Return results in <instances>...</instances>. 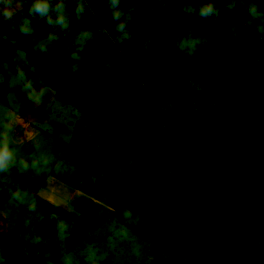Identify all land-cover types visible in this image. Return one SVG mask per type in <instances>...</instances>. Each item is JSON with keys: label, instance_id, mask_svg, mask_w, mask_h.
<instances>
[{"label": "trees", "instance_id": "16d2710c", "mask_svg": "<svg viewBox=\"0 0 264 264\" xmlns=\"http://www.w3.org/2000/svg\"><path fill=\"white\" fill-rule=\"evenodd\" d=\"M136 1L150 29L168 20V12L160 11L159 0ZM258 2L264 7V0ZM149 6L157 8L155 25L150 23ZM92 11L96 12L94 8ZM92 11L84 20L101 29L105 24ZM26 15L27 6L19 9L9 24L0 26V35L6 42L16 41L10 43L11 47L25 52L27 62L43 85L62 104L80 113L79 122L91 126L95 136L107 146L100 172L108 171L111 175L105 179L98 177L106 199L122 209L138 212L137 197L141 194L149 197L144 210L154 224L164 229L169 241V259L156 264H264V248L254 246L258 238L264 237V96L256 65L247 52L220 42L216 48H200L197 56L188 61L175 49L176 38L151 32L163 46L162 60L173 59L178 87L174 82L173 88L166 91L164 79L165 74L167 77L172 74L170 67L168 72L157 70L155 74L145 64L140 75L147 88L139 80L128 79L105 93L100 88L104 77H99L105 60L98 55L83 54L81 70L74 75L70 71V52L63 48L64 44L57 43L50 55H35L31 50L35 41L18 31L20 17ZM56 34L59 40L64 39L59 30ZM100 35L105 36V32ZM185 74L188 80L181 76ZM192 81L204 93L203 100L198 101L191 94ZM65 85L75 93L101 89L99 94L103 98L118 101L116 117L110 120L100 112L84 109L71 98ZM151 92H167L166 99L173 108L171 131H162L157 126L158 120L151 112ZM208 100L216 102L214 118L205 116ZM210 145L216 148L209 153ZM164 164L176 169V180L165 177ZM120 169L129 173L128 177L122 179ZM249 172L255 179H249ZM142 179L147 180L146 188L140 187ZM187 198L199 214L192 241L205 262L187 260V240L192 233ZM0 253L7 255L9 264H27L23 246L12 230L0 231ZM33 264H61V261L39 253Z\"/></svg>", "mask_w": 264, "mask_h": 264}, {"label": "rangeland", "instance_id": "374dc122", "mask_svg": "<svg viewBox=\"0 0 264 264\" xmlns=\"http://www.w3.org/2000/svg\"><path fill=\"white\" fill-rule=\"evenodd\" d=\"M92 1L93 8L98 13L96 19L105 25L100 29L86 24L85 20L79 25L73 21L72 35L62 33L64 39L59 40V43L64 44L63 48L67 50L66 46L76 35V32L90 29L95 34V39L88 43L86 51L83 53L85 56L87 54L89 56L98 55L103 60H105L106 54L111 58L120 56L121 61L119 59L115 72L106 73L102 69L103 73L99 77H104V83L100 87L103 92H112L120 82L128 79L133 82L139 80L146 87L142 80L143 76L140 75L145 64H148L146 68L154 70L155 74L158 71L159 73L161 71L168 72L170 67L172 74L168 77L165 74L164 79V84L167 86L166 91L172 89L175 84L177 88L180 83L178 80L175 82L177 73H175L176 67L173 59L162 60L161 55L164 50L157 39L150 45V50L145 52L144 41L151 38L153 33L177 38L181 34L180 31L184 29L185 31L193 30L196 33L201 30L213 33L212 41L202 48H216L220 42H225L245 50L256 65L259 88L264 96V40L254 38L255 22L248 28L241 24L242 31L239 37L232 38L227 25L235 23L236 20L238 22L239 12L222 10L217 24L199 19H196L195 23H190L184 19L182 14H179L177 4L190 3L191 0H159L161 7L163 6V9L168 12V20L166 23H161L150 29L148 20L139 10L138 2L124 0V3L135 6L133 19L128 27L139 28V34L133 41H129L123 46L114 47L111 44V39L114 36L110 29L112 22L106 12L107 0ZM220 7L223 9L225 3H220ZM74 9L75 5H70V10ZM96 12L92 11L94 14ZM35 28L39 33L36 40L52 31L50 27L40 22L35 23ZM102 32H105L103 37L100 35ZM98 34L99 37H97ZM130 44L131 47H129ZM18 67L33 80L37 90H46L47 94L41 103L33 105L27 99L28 94L23 91L27 81L18 78L16 71ZM186 73L190 74L189 66H187ZM187 74L181 76L188 80ZM169 82H171V87L167 85ZM190 84L193 85L190 86V92L194 99L203 100L204 93H200L198 84H194L193 81ZM101 89L98 92L75 93L67 86L71 98L78 101L84 109L100 112L111 120L116 117L118 101L113 97L103 98L104 96L99 94ZM243 91L247 92L248 90L244 89ZM166 93L151 92L153 99L151 112L158 120L155 122L162 131H171L173 108L170 100L166 99ZM200 103L202 104L203 101ZM208 103L210 104L206 107L205 116L209 115L214 118L216 102L208 100ZM8 111L15 112L19 116V119L12 124L13 131L11 133V147L17 153V161L23 159L31 164L33 160L39 161L41 156H46L51 160L47 167L41 163L39 169L30 168L27 172H21L17 165L9 173L0 175V231H14L23 246L27 264H33L34 257L39 253L53 255L60 261L62 258L71 260L72 264H85L84 253L86 247L89 246L97 253L95 264H156L161 259H169L167 235L161 226L152 222L145 210L134 212L138 223L135 229H129L128 239L113 235L114 231L125 227L127 222L123 217L124 209L106 199L97 181L102 157L107 146L95 136V131L91 126L84 123L77 124L82 117L80 113L78 114L70 105L62 104L54 92L43 85L35 69L27 62L25 52L11 47V44L0 35V122H2V114ZM110 122L112 124V121ZM113 123L115 124L114 121ZM203 123L205 125L206 121ZM73 137L76 139L72 140ZM217 139L224 141V138L219 136ZM215 148V145H210L209 153L213 152ZM95 159L99 161L97 175L93 171ZM57 164L68 168L75 167L76 172L71 176L57 175L54 171ZM85 173H87L86 180H82ZM49 176L52 177L51 180H49ZM90 177L95 178V184L91 183ZM79 183L81 184L78 185ZM195 188L200 190L199 187ZM11 192H18L22 202L13 200ZM201 194L204 198L206 197L205 193L201 192ZM191 201L188 198L186 200L192 221V233L187 240L189 247L187 260L205 262L203 257L200 258L199 247H196L192 241L194 231L198 226L199 214L195 211L196 206ZM66 204H68V213H66V209L65 212L62 211V207ZM32 206L36 207L34 213L29 211ZM98 212L100 215L97 214ZM58 220L69 225L68 239L63 241H58L56 238L55 223ZM86 229L91 233V236L85 235ZM36 236L46 240L49 247L32 249L30 240ZM149 239L152 240L150 244L144 242ZM7 264L9 263L7 262Z\"/></svg>", "mask_w": 264, "mask_h": 264}, {"label": "clouds", "instance_id": "9594fccd", "mask_svg": "<svg viewBox=\"0 0 264 264\" xmlns=\"http://www.w3.org/2000/svg\"><path fill=\"white\" fill-rule=\"evenodd\" d=\"M220 3H225V7L222 9ZM75 5V10H70V5ZM179 14H182L184 19L190 23H195L196 19L202 21H208L211 24H217L220 19L221 11L227 12H239L238 22L228 24V30L232 34L233 39H237L242 31L240 25L243 24L247 28L252 23H256L254 30V38L264 40V7L260 5L258 0H200L196 3V0H191L190 3H178ZM27 6V15L20 17V24L18 31L22 36L31 37L35 43L32 45V52L37 56L50 55L53 48L59 43V37L56 34L57 29L60 32L72 35L73 32V20L76 25L83 22L84 17L89 14L91 8H93L90 0H72L71 4L69 0H0V26L9 24L17 14L18 9H25ZM135 6L124 3V0H107V13L111 18V28L114 36L111 39V44L114 47L125 45L129 41H133L139 34V28H129L128 25L133 19V8ZM148 16L152 19L150 23L155 25L157 23L156 13L157 8L149 6L147 9ZM163 11V6L161 10ZM192 18V19H190ZM34 22H40L52 29L51 32H47L43 35L42 39L36 40L38 35ZM107 34V29L105 30ZM180 35L175 39V49L177 52L185 57L188 61H192L197 56L198 50L205 45H208L213 38V33L201 32L196 33L193 30L184 29L180 31ZM95 39V34L90 29H85L76 32V35L66 46L70 52L69 60L71 61L70 71L71 73L78 74L81 70L82 61L84 59L83 53L86 51L87 45L90 41ZM156 37L153 35L151 38L145 39L144 50L148 52L150 45L155 41ZM11 44H15L16 41H11ZM131 47V44L129 45ZM120 56L115 58L105 55V62L103 70L106 73L115 72ZM17 76L21 80L27 81L24 85L23 91L27 93V99L33 104L37 105L41 103L45 96L46 90H37L33 80L27 76V74L17 68ZM19 119V116L15 112H5L2 114V122H0V175H5L10 170L17 166L21 172H27L29 169H39L42 163L47 167L51 160L46 156H41L40 160H33L31 164L23 159L17 161V153L11 147V133L13 131L12 124ZM163 173L170 181L176 180V169L170 164H164L162 166ZM57 175L71 176L76 172V168H68L62 164H57L55 169ZM39 174V172H37ZM118 174L120 177L126 178L129 173L120 169ZM111 175L108 171H101L99 173L100 179H105ZM134 176L135 173H132ZM249 179H255L253 173H248ZM52 177L49 176V180ZM91 183L95 184L94 177L89 178ZM146 179H142L140 183L141 188H146ZM11 198L16 201H21L22 198L18 192H11ZM140 208L138 211H143L145 205L149 202V197L141 194L137 197ZM30 212H36V207L29 208ZM100 215V213H97ZM123 217L125 219L126 226L121 227L118 231H114L113 235L118 238L128 239L129 229H135L137 227V219L134 212L128 208L123 210ZM69 225L62 220H58L55 223L56 238L58 241L68 239L67 232ZM85 235L91 236V233L86 229ZM111 240L109 243L111 244ZM30 246L32 249H43L49 247L48 242L39 236H36L30 240ZM256 248H264V237L258 238L254 242ZM85 264H95L96 251L92 247H86L85 250ZM8 257L5 253H0V264H7ZM61 264H72L71 260L62 258Z\"/></svg>", "mask_w": 264, "mask_h": 264}, {"label": "crops", "instance_id": "0c3cea01", "mask_svg": "<svg viewBox=\"0 0 264 264\" xmlns=\"http://www.w3.org/2000/svg\"><path fill=\"white\" fill-rule=\"evenodd\" d=\"M80 123H83V122H77V124H80ZM85 124V123H84ZM76 138H74L73 137V139L72 140H75ZM104 143V142H103ZM105 145V144H104ZM105 152V151H104ZM93 159H94V157L91 159V165H92V161H93ZM98 162L99 161H97L96 159L94 160V162H93V171H95V175H97V172H98V169H99V165H98ZM101 166H102V163H101ZM77 170L79 171V169H78V166H77ZM100 170H101V167H100ZM100 173V172H99ZM86 177H87V173H85V175L82 177V180H86ZM99 177V176H98ZM98 179V178H97ZM98 181V180H97ZM81 183H79L78 185H80ZM35 195L36 196H38L39 197V195L37 194V193H35ZM107 205V204H106ZM63 208V210L62 211H64L65 212V209L67 210L66 211V213H68L69 212V209H68V204H66L64 207H62ZM150 241H152V240H146V241H144L145 243H148V244H150Z\"/></svg>", "mask_w": 264, "mask_h": 264}]
</instances>
